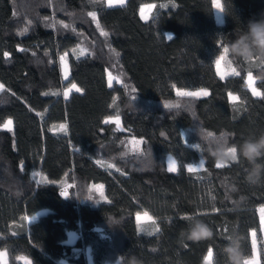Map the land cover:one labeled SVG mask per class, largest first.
I'll use <instances>...</instances> for the list:
<instances>
[{"label":"trees","instance_id":"1","mask_svg":"<svg viewBox=\"0 0 264 264\" xmlns=\"http://www.w3.org/2000/svg\"><path fill=\"white\" fill-rule=\"evenodd\" d=\"M223 2L226 25L216 21L213 0H0L5 264H130L132 257L138 264H205L210 250L214 264H227L224 248L236 235L246 258L252 255L264 179L248 183L252 166L242 158L218 167L216 144L206 138L227 147L264 133V61L227 53L239 75L226 79L215 67L235 34L264 13V0ZM148 3L155 7L144 20L140 8ZM63 55L79 89L68 96ZM109 72L120 85L109 83ZM249 73L259 97L246 87ZM203 89L207 96L177 91ZM114 114L119 121L104 122ZM8 119L11 130L1 127ZM62 124L70 143L55 130ZM71 144L86 155L75 156ZM197 160L203 169L190 172L186 165ZM42 209L49 211L28 222ZM138 212L151 214L153 229L141 230ZM192 216L209 225L211 238L182 235ZM67 231L77 234L74 243L64 242ZM259 252L264 264L263 241Z\"/></svg>","mask_w":264,"mask_h":264},{"label":"clouds","instance_id":"2","mask_svg":"<svg viewBox=\"0 0 264 264\" xmlns=\"http://www.w3.org/2000/svg\"><path fill=\"white\" fill-rule=\"evenodd\" d=\"M216 10L220 13L224 11L217 8ZM228 56L247 62H251L253 58L258 62L264 61V13L259 19H250L246 28L236 33L235 38L229 41ZM259 78L264 79V73H261ZM206 140L210 145L216 144L214 155L220 161L230 163L242 158L252 166L246 176L248 183L256 185L264 179V163L260 162L264 158V133L259 137L245 139L236 146L225 147L211 135ZM182 235L187 240L199 242L211 238L213 232L205 221L192 216ZM224 255L227 257V264H246L248 260L239 235L232 237L224 248ZM248 262L253 264L251 261ZM130 264H138V261L132 257ZM206 264H214L213 254L210 259H207Z\"/></svg>","mask_w":264,"mask_h":264},{"label":"rangeland","instance_id":"3","mask_svg":"<svg viewBox=\"0 0 264 264\" xmlns=\"http://www.w3.org/2000/svg\"><path fill=\"white\" fill-rule=\"evenodd\" d=\"M125 2H126V0H125ZM107 3L109 5L108 0H107ZM220 3H221V5L223 7V10H224L223 13H220L219 11L216 10L215 3H214V0H213L215 18H216V21L219 24L226 25V23L229 21V9L226 6V4L223 2V0H220ZM115 5H121V4H119L117 2V0H114V3L111 6H115ZM151 6L149 5V6H144L143 7V10H144L143 15H147L148 16V14L151 13V11H150V8H152ZM168 35L172 36L171 33H167V37H168ZM82 52H83V49L81 47H76L75 48V53L76 54H81ZM222 56L225 57L224 49L222 50L221 54L216 58V61L220 60V58ZM61 57H64L63 60H61V58H60V61H61V67H62V75H63L64 80L67 83V87L65 89V95L68 96L73 90H76L77 87H76L75 84H73L71 82V76H70V70H69L67 56L63 55ZM215 67H216V72H217L219 77H221V75L223 74V77H224L223 79H226L229 76L233 75L231 73L233 72L234 68L226 61L225 58L223 60H220V64L219 65H217V63L215 62ZM251 77H252V79L250 81L249 80V74L246 76V87L252 93L253 96L259 97L260 95H255L253 93V89H255L258 93H260V90L256 87L257 79L252 74H251ZM108 78H109V83L111 85L115 86V87L121 84L120 78H118L117 76L113 75L110 72L108 73ZM73 85H75V87H73ZM203 90H206V89H203ZM177 91L180 92V93H183V92H200L202 90H195V91H191V90H177ZM206 91H208V90H206ZM231 96L238 97L235 94H230V99H231ZM238 100H239V97H238V99L236 101H238ZM236 101H233V102H236ZM119 120H120L119 117H117L114 114V115L106 117L104 119V122L105 123H110V122L119 121ZM12 126H13V124H12ZM55 130L58 133V135H60L61 139H63L64 141L70 143V140H69V138L67 136V130L61 128V125L57 126ZM71 148H72V151H73L74 155L77 156V157L82 158V157H84L86 155V152H85L84 149H82V148H80V147H78V146H76L74 144H71ZM166 162H167L168 169L172 165V162H174L175 166H176V169L178 170V163H177L176 159L171 154L167 155ZM201 162H203V161L202 160H197V161L188 163L186 165V168L189 169V166H191V167H193L195 169L194 171L202 170L203 167H204V162L202 163V166H201ZM218 164L226 165L227 163H224V162L219 160ZM177 170L175 171V173L177 172ZM48 211L49 210H47V209H42V210L38 211L35 215L28 217L27 220H28V222H33V221L39 219L42 215L48 213ZM144 213H147V212H138L136 214V219H137L138 215L140 217H142V219L139 221L141 224H143L142 228L145 231L148 230V229L151 230V229H153V226L150 224L149 220L143 219ZM147 214L149 216H151L150 213H147ZM147 227H148V229H146ZM76 239H77V234L76 233H74L73 231H67V237H66L64 242L71 244V243H74L76 241ZM252 241H253L252 255L249 258H247V260L253 262V264H260V253H259V250H258L259 249L258 246H259V243L261 241H263L262 240V234H261V220H260V235H259L258 232H257V234H254ZM6 257H7L6 252L5 251H1L0 252V264H5L6 263ZM22 260L24 261L25 264H31V261L29 259H27V258H23ZM206 261H207V259H205V264H206ZM62 262H63V264H71V263H68V262H65V261H62Z\"/></svg>","mask_w":264,"mask_h":264},{"label":"snow or ice","instance_id":"4","mask_svg":"<svg viewBox=\"0 0 264 264\" xmlns=\"http://www.w3.org/2000/svg\"><path fill=\"white\" fill-rule=\"evenodd\" d=\"M108 2H109V5L111 6V5L114 3V0H108ZM117 2H118L119 4H121V5H123V4L125 3V0H117ZM214 3H215V7H216L217 9L223 10V7H222V5H221V3H220V0H214ZM143 12H144V10L141 9L142 18L145 19V20H147V19H148V16H147V15H143ZM89 15H91V16L93 17V19L96 18V14H95L94 12H93V13H89ZM98 26H99V24H98ZM65 27H67V25H65ZM25 31H27V29H25ZM102 34H103V35H107V33H103V32H102ZM168 39H172V36H171V35H168ZM21 51H23V49H21ZM224 53H225V56H226L227 53H228V48H224ZM81 54H83V52H82ZM4 55H5V56H8L9 54H8V53H4ZM224 58H225V57L222 56V57L220 58V60H223ZM63 59H64V57H61V60H63ZM220 60H217V61H216L217 65L220 64ZM231 74H233V75H239V73L235 72L234 69H233V72H232ZM221 78H224V77H223V74L221 75ZM251 79H252V77H251V73H249V80L251 81ZM73 87H75V85H73ZM3 89H4V85L0 84V91H2ZM77 91H79V89H77ZM253 93H254L255 95H260V93H258L255 89H253ZM180 95H183V96H191V97H197V96H201V95H203V96H207V95H208V92H207L206 90H202V91H200V92H183V93H180ZM231 99H232L233 101H236V100L238 99V97H236V96H231ZM165 107H172V105H170V104H166ZM12 124H13V121H12L11 119H9L4 125H2V127H3V128H6V129H8V130H11V128H12ZM61 128H63V129L66 130V126H64V125H61ZM209 135H210V134H209ZM137 144H139V142H137ZM202 163H203V162H201V166H202ZM222 166H224V165H223V164H218V167H222ZM176 170H177V169H176L175 163L172 162V165L170 166L169 171H171V172H175ZM188 170H189L190 172H192V171H194L195 169H194L193 167L189 166V169H188ZM63 195L67 196L68 193H67V192H64ZM261 211L264 212V209H262ZM141 219H142V217H140V216L138 215V216H137V220L140 221ZM143 219H147V220H149V221H152V220H153V218H152L151 216H149L147 213H144ZM186 219H189V220H190L191 217H186ZM141 230L143 231L144 229L141 228ZM157 230H158V229H157ZM211 256H212V252H211V250H210L206 259H210ZM246 264H249V262L246 261Z\"/></svg>","mask_w":264,"mask_h":264},{"label":"crops","instance_id":"5","mask_svg":"<svg viewBox=\"0 0 264 264\" xmlns=\"http://www.w3.org/2000/svg\"><path fill=\"white\" fill-rule=\"evenodd\" d=\"M151 6L152 8H150V11L152 12L153 11V9H154V7H155V4H152V3H148V4H144V5H142L141 6V8H140V14H141V9H143V7L144 6ZM151 14V13H150ZM150 14H148V19H149V17H150ZM141 16H142V14H141ZM147 19V20H148ZM145 20V19H144ZM264 209V208H263ZM254 234H257V232L255 231V230H253L252 231V233H251V236H252V240H253V235ZM261 234H262V240H263V242H264V212H262V217H261ZM258 248H259V246H258ZM259 250V249H258ZM260 253V252H259ZM208 256V255H207ZM207 256H206V258H207Z\"/></svg>","mask_w":264,"mask_h":264}]
</instances>
